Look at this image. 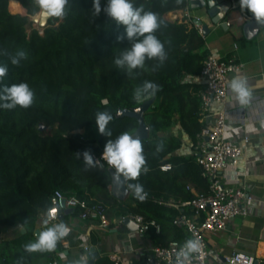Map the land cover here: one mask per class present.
Segmentation results:
<instances>
[{
  "label": "trees",
  "instance_id": "obj_1",
  "mask_svg": "<svg viewBox=\"0 0 264 264\" xmlns=\"http://www.w3.org/2000/svg\"><path fill=\"white\" fill-rule=\"evenodd\" d=\"M18 1L21 9L11 11L10 0H0V65L8 68L0 88L25 82L35 96L28 108L0 109V233L18 224L26 232L0 244V264L21 263L29 252L24 246L34 235L38 215L51 207L57 190L104 210L111 220L141 214L154 221L160 230L152 226L147 236L155 245L190 239L174 223L181 213H190V208L159 202H183L209 192V181L196 155L182 152L187 140L194 142L205 126L199 115L202 85L192 78L200 75L209 49L198 28L166 17L186 8L189 0H135L162 21L155 34L165 45L167 59L162 65L156 59L146 60L143 69L130 75L114 63L130 47L127 40L116 39L123 35V27L103 10L93 17L92 0H69L66 15L54 17L44 30L32 27L30 15L39 10L36 0ZM101 4L103 8L105 0ZM23 6L27 15L22 14ZM19 50L27 53V59L12 65L9 57ZM146 80L157 83L159 90L154 96L134 99L133 90ZM150 97L155 101L144 115L150 136L141 140L148 171L128 182L141 183L148 195L140 201L129 189L128 198L119 200L111 191L114 169L108 170L104 161L102 169H86L82 153L90 150L99 159L108 139L124 132L133 135L137 119L119 116V112L135 109ZM101 111L113 114L108 125L111 137L100 134L95 125V115ZM42 124L48 130H42ZM165 163L172 168L161 170ZM80 212L74 209L75 214ZM68 217L64 213L63 219ZM68 240L75 242L72 235ZM94 264L116 263L108 256H98Z\"/></svg>",
  "mask_w": 264,
  "mask_h": 264
},
{
  "label": "crops",
  "instance_id": "obj_2",
  "mask_svg": "<svg viewBox=\"0 0 264 264\" xmlns=\"http://www.w3.org/2000/svg\"><path fill=\"white\" fill-rule=\"evenodd\" d=\"M188 6L169 12L166 17L178 22L185 21L190 28H197L194 23L195 16ZM173 16H177V19ZM204 37L209 54L225 58L236 53L244 64L239 74L246 78L252 92L250 103L240 106L230 91L227 100L223 103H215L213 108L227 110L226 136L244 146L238 166L223 172V180L231 186L247 191L255 198L249 204L247 216L231 219L225 230L208 233V264H229L227 258L237 250L255 255L261 263L264 260V28L251 40L245 38L241 28L229 24L225 29L217 27ZM235 75L232 74L230 80ZM192 79L201 83L199 76ZM245 136L250 138L248 143L244 141ZM190 145V141L187 140L182 152L190 154ZM67 214L69 217L61 219L60 222L66 224L69 233L59 240L56 248L52 251H32L35 256L28 252L23 255L20 264H53V262L72 264L84 254L81 240L76 239L79 232L81 235H86L91 247H95L97 251L95 260L98 256L111 258V255H117L120 259L119 264H138L146 248L154 245L147 234L142 235L137 230L133 231L124 223L126 229L116 223L108 228H101L97 221L81 220L78 214L74 213V209L72 213ZM53 224L46 225L38 218L30 242L37 239L40 231ZM24 232L26 229L22 224L4 227L0 233L2 238L0 244L17 238ZM71 235L74 244L68 240V236ZM65 241L69 243L68 247L64 246ZM90 254H88V263L91 260Z\"/></svg>",
  "mask_w": 264,
  "mask_h": 264
},
{
  "label": "built area",
  "instance_id": "obj_3",
  "mask_svg": "<svg viewBox=\"0 0 264 264\" xmlns=\"http://www.w3.org/2000/svg\"><path fill=\"white\" fill-rule=\"evenodd\" d=\"M173 18L177 19V16H173ZM196 27L202 33V28L198 25ZM243 67L244 64L238 59L236 53L225 58L209 54L203 60L199 75L202 85L199 92L201 99L199 115L200 121L205 123V126L197 135V139L191 143V153L196 155L197 162L202 168V175L209 181V192L198 193L190 200L183 202L159 199L160 203L176 208H190V213H181L174 220L178 227L189 233L190 238H198L202 244L201 252L195 254L187 264H208V233L225 230L231 219L247 216L249 204L255 199L247 191L231 186L223 180V172L238 166L244 146L226 136L227 110L213 108L215 103H223L227 100L230 94L228 88L230 76L241 73ZM244 141L248 143L249 136H245ZM160 168L167 171L172 168V165L165 163ZM69 208H80L81 212L78 216L81 220L97 221L101 228H108L113 223L121 225L126 217L122 216L111 220L104 210L91 207L87 201L79 199L76 195L67 196L64 192L57 190L51 197V207L46 211H41L38 218L43 221L48 219V224L60 223V213H64ZM127 216L134 219L139 225L137 231L142 235L147 234L152 226H155L157 231L160 230L159 225L154 221L145 220L141 214ZM1 239L0 236V242ZM76 239L81 240L84 254H90L91 245L87 241L86 235H81L79 232ZM183 243L173 240L166 245H151L146 248L138 264H174L175 253ZM63 244L65 247L69 246L67 241ZM111 259L119 264L120 259L117 255H111ZM227 261L229 264H255L256 261L260 263L255 255L239 250L234 251ZM53 264L57 263L53 262Z\"/></svg>",
  "mask_w": 264,
  "mask_h": 264
},
{
  "label": "clouds",
  "instance_id": "obj_4",
  "mask_svg": "<svg viewBox=\"0 0 264 264\" xmlns=\"http://www.w3.org/2000/svg\"><path fill=\"white\" fill-rule=\"evenodd\" d=\"M69 0H36L39 8V15L44 18H63L66 15V5ZM241 11L247 10L253 14L254 19L264 25V0H239ZM103 10L104 14L114 20L116 24L123 27V35H118L117 40H127L130 47L124 50L114 60L118 69H123L128 75L133 74L137 69L145 67L146 60L156 59L162 65L167 59L164 43L155 34L162 21L155 12L144 9L143 4L136 5L135 0H92V15L99 16ZM12 65H19L22 60L27 59V53L23 50L17 51L9 57ZM155 71L156 68L154 67ZM6 65H0V81L7 74ZM159 85L153 81H144L133 90V98L142 100L149 96H154L159 90ZM228 88L234 94V98L240 106L250 103L252 93L249 89L246 78L237 73L229 81ZM34 90L25 82L5 85L0 88V109L12 110L19 107L28 108L34 102ZM113 114L109 111L97 112L95 115V125L100 134L111 137L112 131L108 128L113 120ZM160 145H157V151ZM80 153L77 156L80 157ZM84 167L103 168L101 161L106 162L108 170L114 169L113 179L117 183L126 184L127 189L132 190L134 196L143 201L147 197V192L141 183H128L135 181L141 173H147L145 156L141 139L129 132H124L118 137L108 139L99 159H94L90 150L82 153ZM44 223L48 224V219ZM69 228L65 223H55L51 227H46L40 231L34 242L26 244L25 250L32 251H52L56 248L57 242L67 236ZM202 244L198 238H190L184 241L175 253L174 264H187L195 255L201 252ZM72 264H88L87 253L82 254L79 259Z\"/></svg>",
  "mask_w": 264,
  "mask_h": 264
},
{
  "label": "water",
  "instance_id": "obj_5",
  "mask_svg": "<svg viewBox=\"0 0 264 264\" xmlns=\"http://www.w3.org/2000/svg\"><path fill=\"white\" fill-rule=\"evenodd\" d=\"M188 9L195 16L194 23L202 28L203 35H207L211 31L215 30L217 27L225 29L226 26H233L241 28L246 39H253L259 31L264 28V25L259 24L253 17L250 11H241L239 6V0H189ZM28 13H26L27 15ZM30 15L31 16H35ZM229 19L231 21H229ZM39 28L44 30L49 26L50 21H54V17H39L38 20ZM155 101V97L152 99L144 101L139 107L135 109H122L119 112V116H130L137 119L139 125L138 128L133 133L134 136L140 137L141 140L148 139L150 136V129L145 121V112L152 106ZM42 130H48L46 124L41 125ZM114 171H112L113 173ZM112 194L116 196L119 200H125L130 193L127 189L126 184L117 183L113 179ZM73 209L69 208L64 211V213H72ZM64 213H60V219H63ZM123 223L127 225L131 230L135 231L139 228V225L129 216L123 219ZM38 234V231H37ZM97 251L95 247H91V260L88 264H94L95 256ZM255 264H259L256 261Z\"/></svg>",
  "mask_w": 264,
  "mask_h": 264
},
{
  "label": "rangeland",
  "instance_id": "obj_6",
  "mask_svg": "<svg viewBox=\"0 0 264 264\" xmlns=\"http://www.w3.org/2000/svg\"><path fill=\"white\" fill-rule=\"evenodd\" d=\"M24 7V6H23ZM27 13V9L24 7V11L22 12V14H26ZM39 16V10L37 11V13H36V15L34 16V17H38ZM33 18V16H31V19ZM34 19V18H33ZM56 24H58V23H56ZM32 27H37V28H39V26H38V23L35 21V20H33V26ZM31 29V28H30ZM41 29V28H40ZM42 30V29H41ZM149 99H152V97H150V98H148V99H146V100H149ZM80 132H82L83 134H84V136L86 137V138H88L87 137V132L86 131H84L83 129H81L80 130ZM129 196V195H128ZM128 196H127V198H128ZM126 198V199H127ZM31 255H33V256H35V254H34V252H31Z\"/></svg>",
  "mask_w": 264,
  "mask_h": 264
},
{
  "label": "bare ground",
  "instance_id": "obj_7",
  "mask_svg": "<svg viewBox=\"0 0 264 264\" xmlns=\"http://www.w3.org/2000/svg\"><path fill=\"white\" fill-rule=\"evenodd\" d=\"M9 7H10L11 11H16V10L21 9L20 8V2L18 0H10ZM39 17H40V15L38 17L33 16V18L36 20H38Z\"/></svg>",
  "mask_w": 264,
  "mask_h": 264
}]
</instances>
